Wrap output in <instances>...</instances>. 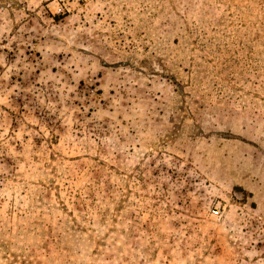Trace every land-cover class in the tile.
<instances>
[{
  "label": "rangeland",
  "instance_id": "obj_1",
  "mask_svg": "<svg viewBox=\"0 0 264 264\" xmlns=\"http://www.w3.org/2000/svg\"><path fill=\"white\" fill-rule=\"evenodd\" d=\"M0 264H264V0H0Z\"/></svg>",
  "mask_w": 264,
  "mask_h": 264
}]
</instances>
